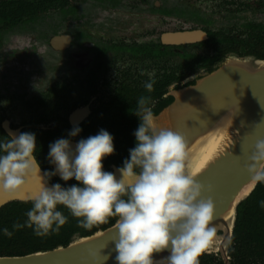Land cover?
<instances>
[{"label":"clouds","instance_id":"1","mask_svg":"<svg viewBox=\"0 0 264 264\" xmlns=\"http://www.w3.org/2000/svg\"><path fill=\"white\" fill-rule=\"evenodd\" d=\"M153 83H145L147 91L153 90ZM147 104L143 96L137 101L136 145L129 150L130 158L116 169L119 178L104 170V159L115 151L113 137L106 130L79 140L74 150L68 139L50 144L48 160L55 170L43 172L46 179L32 197L27 220L13 228L26 226L38 237L59 232L67 222L61 207L87 230L117 217V236L111 242L116 264H161L154 256L164 252L168 253L162 258L166 264H199L216 237L214 201L203 198L204 186L188 171L184 136L172 129L156 130ZM81 131L74 127L69 136L76 137ZM35 151L33 133L0 141V194L7 199H14L32 177L41 175ZM261 162L264 140L257 142L247 168L256 182H264ZM57 174L64 182L74 179L77 184L49 186ZM3 234L11 238L13 232L5 228Z\"/></svg>","mask_w":264,"mask_h":264},{"label":"flooded vegetation","instance_id":"2","mask_svg":"<svg viewBox=\"0 0 264 264\" xmlns=\"http://www.w3.org/2000/svg\"><path fill=\"white\" fill-rule=\"evenodd\" d=\"M4 1H15V4L12 5L13 9L22 8L21 3H24V5L25 2L29 4L30 14L27 17L30 19L24 21V24L20 23L18 26H13L12 29H9V24L5 20H0V69H8L9 65L6 62L10 59L22 60L21 53L6 51L9 38L12 36L13 39H16L20 32H37V34L49 36L47 44L52 52L79 49V51L73 52L75 55L72 54L70 59V61L72 59L77 60L73 61V65H70L72 74H75L73 79L62 80L42 91L36 88L28 99L20 94L24 89V84H20V80L16 77L17 69L14 70L15 72L10 75L9 79L6 76L0 78V141L7 140L11 136L9 132L18 135L24 132L33 133L37 145L34 154L40 164L42 173L55 170L54 165L50 164L48 160V145L61 138L70 140L71 147L74 150L79 140L97 135L103 129L112 135L116 151L119 144L118 140L122 139V130L116 124L122 120L121 114H124L123 111L130 112L125 109L132 105L134 99L138 100L140 96L148 98L147 107L151 109L152 113L158 110L163 100H165V94L160 98L147 97L148 94L146 93L148 91L144 87L145 83L150 80L154 82L153 86L165 81V75L170 74L165 66V61L169 65H172V63L179 64L182 59L186 61V58H188L184 56L185 54H193L197 51L196 47H193L194 44L207 41L221 43L223 39L231 40L233 37L245 40L252 30H260L264 26L263 23H246L241 27L243 30L241 34L240 32L233 33L230 30L212 27L213 19L206 18V12H204L207 2L213 4L212 8L215 13L218 11H264V0H175L176 5L174 3L171 7L168 5L171 0H137L141 4L131 3L133 0H64L61 4H51L44 11L40 5L41 0H0L2 4L0 12H6L8 9L5 5L7 3H3ZM201 3L204 5L203 9L199 6ZM63 5H65L64 10H62ZM107 8L115 12H121L124 15L129 13V18L132 14H136L138 10H142V13L145 14L153 12L164 23L165 19L169 22H175L178 28L170 31L163 29L158 33L155 42H134L128 45L127 42L130 39H123V42L116 43L115 40H112V36L104 31L109 26L106 24L108 19L96 14L97 10L101 11ZM65 20V24L68 26H78L84 21L88 25L95 23L96 25L93 26L102 28L104 32L102 31L100 39L92 38L94 40L92 44L83 43L81 46L80 43V47L75 48L74 39H81L82 42L83 39H90L91 37L88 32L78 33L79 37L69 32L60 33L56 30L55 23ZM60 27H63V25L60 24ZM44 28H48L47 31ZM186 32L204 33L206 39L192 44L171 46L172 48L162 41L163 37L165 39V34ZM54 38H66L65 43L57 45L58 48L59 46L62 48L55 49L52 46ZM165 46L172 49L173 55L165 58ZM154 49H156L155 52ZM158 49L160 50L159 56L156 54ZM36 50L37 46L33 42L30 46V53L33 52V56H36ZM85 50L91 51L89 54L92 58L87 57L88 54ZM110 53L115 57L109 59L107 55ZM104 57L111 61L104 62ZM126 59L132 62L131 66L126 63ZM117 63H119L118 66ZM154 64L159 67L158 72L155 74H153V71H148ZM179 72V70L175 72V75L179 76ZM36 74L40 75V73ZM0 75H4L2 71H0ZM188 78L186 77L181 81L179 79V82L173 81L167 87V90L169 91L172 87L174 89L178 88ZM71 82H73L72 85ZM74 94H78L80 99H74ZM127 102L129 103L128 106H126ZM129 107L127 109H130ZM14 111H21L20 121L17 124L11 118L12 114L15 113ZM21 115H26V117L22 119ZM111 120H115L116 124L112 126ZM77 126L82 131L76 137L69 136V133ZM112 167L116 166L113 164L108 165L111 171ZM52 182L60 183L64 187L69 186L67 184L69 181L64 182L58 175L51 178L49 183L53 184ZM29 202L31 201L23 203Z\"/></svg>","mask_w":264,"mask_h":264},{"label":"water","instance_id":"3","mask_svg":"<svg viewBox=\"0 0 264 264\" xmlns=\"http://www.w3.org/2000/svg\"><path fill=\"white\" fill-rule=\"evenodd\" d=\"M193 33H175V35L183 36L173 39L168 36L170 34H165V39L163 37L162 41L171 47L206 39L204 33ZM65 42L66 38H54L52 46L59 49L62 47L58 48L57 45ZM229 60L250 63L253 73L233 71L220 74V70ZM204 73L195 80H186L183 83L193 82L192 84L181 86L174 92H168L165 97L170 96L173 101L161 109L158 114L153 115V119L159 129L191 132L193 140L187 146V164L189 165L188 171L193 172L194 164L199 159L203 147L210 145L216 131L231 121L239 109L238 116L241 125L237 128L239 138L235 148L223 155L208 170L196 176L198 182L204 186L203 198H211L214 201L213 222L220 224L216 234L223 236L226 240L223 249L208 250L203 253L217 255L224 264H229V248L227 246V251L226 244L228 242L230 247L236 208L252 193L258 183L254 181L253 175L247 168L257 142L264 140V61L253 57L229 56L212 72ZM204 125H207V129L200 132L201 126ZM9 134L18 135L11 132ZM196 139L200 142L191 147ZM261 163L264 164V162ZM116 169L112 167V172H115L119 178ZM42 174L41 171V175L35 176L34 183L25 187L14 199H7L0 194V207L12 201H32L34 193L46 179L42 177ZM233 202H235V208L232 229L226 233L222 229L225 223L218 218V214ZM115 224L91 236L76 237L66 247L19 257H0V264H116V253L111 243L117 236ZM106 256L109 259L106 260Z\"/></svg>","mask_w":264,"mask_h":264},{"label":"trees","instance_id":"4","mask_svg":"<svg viewBox=\"0 0 264 264\" xmlns=\"http://www.w3.org/2000/svg\"><path fill=\"white\" fill-rule=\"evenodd\" d=\"M63 1L64 0H41L40 5L44 11L51 4H61ZM3 3H7L5 5L8 9L6 12H0V20H5L9 24V29L30 19L27 17L30 14V5L26 2L25 5L21 3L22 8L15 9L12 8L15 1H4ZM1 5L0 3V6ZM64 7L65 5H63L62 10H64ZM160 46L162 47V45ZM193 47H196L197 51L193 54H185L184 56L188 57L186 61L182 59V62L179 64L172 63V65H169L167 61H165V66L170 74L165 75L164 82L155 84L153 90L146 93L148 94L147 97L160 98L163 94L167 95L169 92L167 87L172 84L173 81H178L179 79V81H181L199 70L203 72H212L220 62L229 56H237L239 58L253 57L264 61V26H262L260 30H252L245 40L237 37H233L231 40L225 38L221 43L207 41L194 44ZM164 48L165 58L173 55L172 47L165 46ZM153 51L155 52L156 49ZM156 54H158V56L160 55L159 49ZM178 70L180 71L179 76H176L175 72ZM192 83L193 82H188L181 86H187ZM181 86L176 89L181 88ZM137 101L138 100L135 98L130 107L127 102L126 106L133 111L127 109V107L125 110H129L130 112L123 111L124 114H121L122 120L118 121L117 124L115 120H111L112 126L116 124L117 127L122 130V139L118 140L119 144L114 154L104 159L103 165L105 171L112 172L108 168L110 164L116 167H122L124 160L130 158L129 150L136 145L134 132L138 129L140 124ZM172 101V97H165V100H163L158 110L160 111ZM158 110L153 112L154 115L158 113ZM67 184L70 186L77 184V182L71 180ZM255 186L252 193L239 203L236 208V218L228 251V258L230 259L229 264H264V182H258ZM31 207V202H12L0 209V257H19L50 251L58 247H66L74 238L87 237L98 231H103L113 226L118 219L117 217H111L107 223L96 225L91 230H87L79 227L78 219L71 216L67 209L61 207L59 210L67 216L66 224L59 232H51L47 236L38 237L34 234L33 229L26 226L20 229L13 228L15 223L24 224L27 220L26 213ZM5 228L13 232L11 238L3 234V229ZM199 264L224 263L217 255L203 253L200 256Z\"/></svg>","mask_w":264,"mask_h":264},{"label":"rangeland","instance_id":"5","mask_svg":"<svg viewBox=\"0 0 264 264\" xmlns=\"http://www.w3.org/2000/svg\"><path fill=\"white\" fill-rule=\"evenodd\" d=\"M139 3V1H131V3ZM178 2V1H177ZM176 5L175 0H171L168 4L169 7H171L172 4ZM201 9L204 8V5L199 4ZM213 4L210 2H207L206 10L204 12L206 18L213 19L212 21V27L214 28H222L226 30H230L231 32H240V34L243 32L241 29L242 25L246 23H263L264 25V11H233V12H217L215 13L213 8ZM96 14L99 16L104 17L107 20V23L109 26L106 27L104 30L109 36H112V40L116 43L123 42V39H130L127 44L130 45L131 43L137 42V43H144L153 41L155 42L158 38V33L160 31H170L175 30L178 28L176 26L175 22L167 21L165 19V23L156 15V13H142V10H138L137 13L132 14L131 18H129L128 14H122L121 12H115L109 8L96 11ZM145 14V15H144ZM124 15V16H123ZM65 21L62 22H56V30H58L60 33L69 32L74 36H78V33L88 32L90 35V39H83L81 42V39H74V42L76 43L75 48L80 47L84 44H92L94 40L92 38L100 39L102 36V33L104 32L102 28H98L95 23L93 25H88L87 22H82L80 25L76 26H68L65 24ZM128 22H130L128 24ZM60 24L63 25V27H60ZM68 28H67V27ZM46 31L48 28H44ZM103 31V32H102ZM32 32V31H31ZM80 33V34H81ZM18 34V33H15ZM14 36V34H12ZM19 36H16V39L12 38V36L9 38V41L6 45V51L7 52H18L21 53L20 56H22V60H12L6 62L9 65V68L6 70L0 69L2 71L1 76H6L8 79L10 78V75L15 72L14 70L17 69L18 73H16V77L20 80V84H24V89L21 91L20 94L25 97V99H28L32 96L33 92L36 90V88L40 89L41 91L45 88L49 87L50 85L56 84L58 82H61L62 80L71 78L73 79L75 74H72V70L70 68V65H73V60L70 61L71 55L74 54V51H79V49H71L70 51H62V52H52L49 48L47 42L49 36L47 35H41L40 33L37 34V32L29 33V32H20L18 34ZM33 42L37 46V50L35 53H37L36 56H33V52L30 53V46H32ZM145 42V43H146ZM24 47V48H23ZM81 49V48H80ZM88 54L87 57H91L89 54L90 50H85ZM29 52V53H28ZM93 52V51H92ZM115 53V52H114ZM12 55V54H9ZM39 55V56H38ZM75 55V54H74ZM109 59L114 58L115 56L110 53L107 55ZM105 58V57H104ZM109 59L104 60V62L111 61ZM69 60V62H68ZM128 65L131 66L132 62L130 60H125ZM71 62V64H70ZM120 62V61H119ZM123 64V62H120ZM2 64V63H1ZM119 63H117L118 66ZM39 66V67H38ZM159 67L155 64L152 65V67L148 71H153V74L158 72ZM37 70V72H36ZM36 73H40V75H37ZM205 74L203 71L199 70L198 72L190 75V77L187 79V81H192L197 79L198 77ZM39 78V80H38ZM71 85L73 82L70 83ZM74 86V85H73ZM77 89V88H76ZM174 87L170 88L169 92H174ZM77 93V92H75ZM74 99H80L78 94H74ZM17 105H19L17 103ZM19 108V107H18ZM20 109V108H19ZM43 111V110H42ZM15 112V111H14ZM21 112V111H20ZM20 112H15L12 114L11 118L15 124H17L20 121ZM26 115H21V118L24 119ZM229 248L228 242L226 244ZM228 251V249H227ZM222 256L225 258V255L222 254Z\"/></svg>","mask_w":264,"mask_h":264},{"label":"bare ground","instance_id":"6","mask_svg":"<svg viewBox=\"0 0 264 264\" xmlns=\"http://www.w3.org/2000/svg\"><path fill=\"white\" fill-rule=\"evenodd\" d=\"M170 38H177L180 35H175V33H169ZM194 34V33H193ZM183 36V35H181ZM180 36V37H181ZM179 37V38H180ZM233 71H243L247 74L253 73V68L250 63L244 62V61H236V60H229L226 62V64L223 66V68L220 70V74H226ZM239 115V109L233 115L231 121H229L225 126H223L221 129L217 130L216 133L213 136V139L208 147H203V150L201 151L200 157L197 160V162L194 164L193 172L196 176L205 172L208 170L211 166H213L223 155L226 153L231 152L238 141L239 133L237 131V128L240 127V117ZM154 120V119H153ZM154 126L156 130H159V127L157 123L154 120ZM207 129V125L201 126L200 132H203ZM199 132V131H198ZM181 133L186 141V145L190 142H192L193 138L191 136L190 131H179ZM200 142L195 140V142L191 145V147L196 146ZM198 148V147H197ZM34 183V177H32L29 181L28 185H32ZM235 202L231 203L230 206L221 211L218 214V218L225 223V226L221 224L222 229L228 233L232 229V222L234 217V208H235ZM216 226V231L219 229L220 224L213 222ZM224 242H226L225 238L223 236H220L216 234V237L214 238L213 242L210 244V246L205 250H217V249H223L224 248ZM168 255L167 252L160 253L157 256L154 257L156 261L161 262V264H166V262L163 261V257H166Z\"/></svg>","mask_w":264,"mask_h":264}]
</instances>
